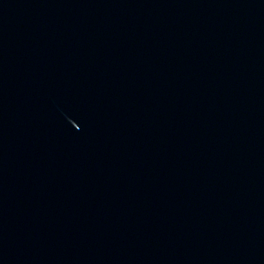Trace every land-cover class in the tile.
<instances>
[{
  "label": "water",
  "instance_id": "water-1",
  "mask_svg": "<svg viewBox=\"0 0 264 264\" xmlns=\"http://www.w3.org/2000/svg\"><path fill=\"white\" fill-rule=\"evenodd\" d=\"M252 264H264V175Z\"/></svg>",
  "mask_w": 264,
  "mask_h": 264
}]
</instances>
